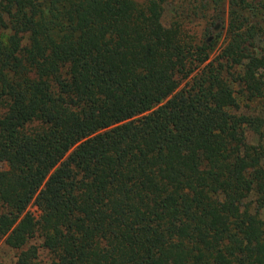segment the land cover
<instances>
[{
  "label": "trees",
  "instance_id": "16d2710c",
  "mask_svg": "<svg viewBox=\"0 0 264 264\" xmlns=\"http://www.w3.org/2000/svg\"><path fill=\"white\" fill-rule=\"evenodd\" d=\"M251 136L264 0H0V240L18 264H39L35 240L49 264H264Z\"/></svg>",
  "mask_w": 264,
  "mask_h": 264
},
{
  "label": "rangeland",
  "instance_id": "374dc122",
  "mask_svg": "<svg viewBox=\"0 0 264 264\" xmlns=\"http://www.w3.org/2000/svg\"><path fill=\"white\" fill-rule=\"evenodd\" d=\"M136 1L137 2H144L145 0H136ZM223 9H224V12H225V10H226V12H228V7L227 6H223ZM158 15H159V18H160L162 24L165 25V26H169L170 23H171V21H172V18L174 16V7H173V5L170 4V3H167V4L163 5L159 9ZM196 24H200V23H196ZM204 27L205 28L206 27H210V30L213 33H216L217 34V32H219L218 28L217 29L214 28L216 26L213 27L210 24L207 25L206 22H203L201 24V27H199V28H204ZM225 32L226 31L222 32V41H221V44L224 41L226 42V39H225V35L226 34H225ZM250 140L254 144L262 143L264 145V138L263 139H260L259 137L257 138L256 136H251L250 137ZM5 168H6V165L5 164H0V171L4 170ZM247 204L249 206H251L252 208H255L254 199L248 201ZM29 211L32 212V213H34L35 215H38L37 209L33 205L29 207ZM260 215L264 219V211H261L260 212ZM32 244H35L39 248L38 263L39 264H49V256H48V253L42 247V241L35 240V241L32 242ZM18 255H19V252L17 250H13L8 245H6L5 238H1V240H0V264H18Z\"/></svg>",
  "mask_w": 264,
  "mask_h": 264
}]
</instances>
